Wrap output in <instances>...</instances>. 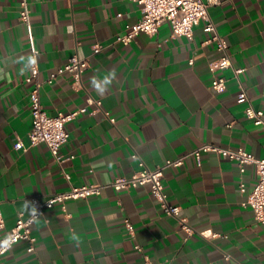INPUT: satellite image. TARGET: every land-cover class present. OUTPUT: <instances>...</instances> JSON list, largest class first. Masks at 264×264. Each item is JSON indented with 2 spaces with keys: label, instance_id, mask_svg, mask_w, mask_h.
I'll list each match as a JSON object with an SVG mask.
<instances>
[{
  "label": "crops",
  "instance_id": "obj_1",
  "mask_svg": "<svg viewBox=\"0 0 264 264\" xmlns=\"http://www.w3.org/2000/svg\"><path fill=\"white\" fill-rule=\"evenodd\" d=\"M141 16L134 0H30L26 25L18 0H0L1 234L28 216L31 198L45 201L70 185L106 186L99 196L45 210L32 226L33 252L18 242L1 264H143L144 256L156 264H264V225L243 206L257 180L255 165L240 173L235 162L202 153L200 166L188 157L164 171L167 198L180 207L191 236L160 210L147 187L117 192L107 186L132 176L139 162L153 169L203 144L242 148L264 159V130L237 102L232 70L223 72L222 93L210 89L208 70L218 58L211 41L217 34L228 44L233 67L244 70L239 80L250 104L264 113V0H212L208 16L215 32H204L200 22L192 40L172 35L163 23L154 36L116 42ZM96 44L102 51L93 55ZM32 46L39 51L41 81L73 55L89 60L82 88L64 74L40 89L50 116L85 108L65 125L69 140L61 153L74 158L61 167L46 145L28 142L31 85L24 79ZM18 142L22 150L14 149ZM203 232L217 236L204 238Z\"/></svg>",
  "mask_w": 264,
  "mask_h": 264
},
{
  "label": "built area",
  "instance_id": "obj_2",
  "mask_svg": "<svg viewBox=\"0 0 264 264\" xmlns=\"http://www.w3.org/2000/svg\"><path fill=\"white\" fill-rule=\"evenodd\" d=\"M141 7L142 16L140 20L132 25L126 26L125 33L116 38V42L123 45L131 43L139 34L154 36L157 34L159 26L163 23L169 24L172 35L182 36L188 40L193 38V28L200 22H204V32L213 33L215 27L208 16V7L212 0L204 2L203 0H134ZM19 19L26 25L30 23V0H18ZM211 41L215 43V49L218 53V58L209 62L208 70L212 74L210 89L214 93H222L226 90L227 78L223 72L232 70L235 79L238 82L239 93L237 102L244 104V113L246 118L255 126H259L264 130V113L261 110L255 109L249 102L248 95L244 89L239 75L244 71L242 68H234L226 40L217 34H214ZM102 51L101 45H94L92 54L97 55ZM37 48L32 46L28 62L29 74L24 79L25 83L31 85L29 92V105L31 115V130L28 134L29 146L44 144L48 148L54 162L58 166H62L65 162L74 158L73 155L64 156L61 153V148L69 140V132L65 125L74 120L80 113L85 112V108L77 112L69 114L59 113L56 116H50L44 110L41 99L40 89L43 84H51L58 76L67 74L70 76L73 85L80 89L82 88V77L89 67L87 58H80L78 55L69 57L65 64L58 67L54 72L44 80L39 79L40 71L38 68ZM192 64V60H190ZM89 104L96 103L88 99ZM113 121V120H111ZM24 145L18 142L14 145L15 150H22ZM202 153H214L221 158L228 159L237 164L240 173L245 171L246 166L255 165L257 172V180L255 186L249 192L247 200L243 206L250 207L255 215L258 223L264 225V159H256L253 155L246 152L242 148L228 149L221 148L211 144H203L195 150L184 154L174 160H167L163 164L156 166L153 169L147 168L142 162H139V169L130 177H121L115 179L108 184V187L119 192L122 190H130L138 187H147L151 197L159 204L160 210L169 217L176 219L181 229L188 235L193 234L192 228L188 225L187 220L181 217V209L179 206L169 202L164 190L163 178L164 171L167 168H178L184 164L186 158L191 157L196 161L197 166L201 165ZM62 175L69 182L70 176L62 170ZM106 187L100 184H89L81 186H72L67 192L53 195L41 201L38 198L30 199V210L27 217L20 215L16 220L14 227L6 231L3 235L1 232L5 228L3 215L0 209V264L1 259L5 256L15 244L21 241L28 243V252H33L36 238L32 234L33 224L44 217L45 210L53 208L55 204H63L67 200L88 199L93 196H99L101 190ZM239 191L246 192L245 185L239 184ZM64 208V207H63ZM125 227L128 232L133 235L131 225L128 221L125 222ZM204 238H212L216 234L200 233ZM137 251H141L139 245H135ZM143 264H156L147 256L143 258Z\"/></svg>",
  "mask_w": 264,
  "mask_h": 264
},
{
  "label": "clouds",
  "instance_id": "obj_3",
  "mask_svg": "<svg viewBox=\"0 0 264 264\" xmlns=\"http://www.w3.org/2000/svg\"><path fill=\"white\" fill-rule=\"evenodd\" d=\"M93 83H95V81L93 80Z\"/></svg>",
  "mask_w": 264,
  "mask_h": 264
}]
</instances>
